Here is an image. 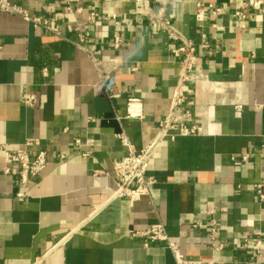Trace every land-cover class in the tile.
Returning <instances> with one entry per match:
<instances>
[{
  "label": "crops",
  "instance_id": "0c3cea01",
  "mask_svg": "<svg viewBox=\"0 0 264 264\" xmlns=\"http://www.w3.org/2000/svg\"><path fill=\"white\" fill-rule=\"evenodd\" d=\"M12 1L60 34L0 11V264H176L165 241L130 233L157 221L188 258L264 264L250 258L257 236L264 253V202L254 187L264 191V4ZM200 3L224 12L198 20ZM161 7L196 45L203 75L195 83L179 81L182 56L172 50L179 42L150 24L149 12ZM25 91L36 94L34 106L22 103ZM176 96L190 113L184 124L196 123L200 133L160 129ZM131 97L140 98L142 118L125 117ZM120 133L137 149L157 140L148 166L156 182L133 202L113 195V164L127 154ZM32 138L39 141L33 155L44 149L49 163L26 189L17 166L5 173L4 151Z\"/></svg>",
  "mask_w": 264,
  "mask_h": 264
},
{
  "label": "built area",
  "instance_id": "2783aa9c",
  "mask_svg": "<svg viewBox=\"0 0 264 264\" xmlns=\"http://www.w3.org/2000/svg\"><path fill=\"white\" fill-rule=\"evenodd\" d=\"M145 5L148 0H139ZM260 4H264V0H252L251 2H244V6H253L258 8ZM77 11H81L82 7L77 6ZM0 11L9 12L13 14H20L26 20L30 21L34 27L42 28L48 32L60 34L59 26L52 24L47 18L30 13L26 8L19 3L12 0H0ZM224 12V7L213 3L207 6L200 3L197 7L196 18L198 20H204L206 16L214 15L219 16ZM91 20L95 19V12H91L89 15ZM149 20L152 27L163 30L167 33L172 42H179L178 45L173 46L172 50L175 55L182 56L181 63L182 68L179 73L180 83L188 82L195 83L201 79L203 73L202 69L197 65V53L196 45L192 40L183 38L181 32L175 27L172 17L167 13L165 7L159 8L156 12H149ZM81 31V26L77 27ZM81 36V33H79ZM121 39L119 37L115 40V46H119ZM205 43L203 46H207ZM94 63L97 65V57L91 52ZM43 74L47 75L48 68L43 66ZM109 78L108 74H103L101 80L105 81ZM112 96L115 94H111ZM37 101V96L33 92L25 91L22 96V103L25 106H34ZM182 96H176L168 114L160 121V129L169 134H198L201 129L196 123L191 126H186L184 120L190 116V113L184 112L183 108L179 105L184 102ZM194 101L189 99L186 101L188 106L192 105ZM261 107V106H260ZM239 109V106L237 107ZM143 108L140 98L131 97L127 102V110L125 117L127 118H142ZM118 138L124 146L127 148V154L116 160L113 164L114 176L116 179V189L113 191L114 196H121L129 199L130 201L138 200L144 195L150 194L151 186L156 182L154 176L148 174L149 160L156 147L157 140L153 141L143 148L137 149L131 143L129 138L124 134H118ZM75 145L81 144V139L78 137L74 140ZM39 144L38 139L32 138L26 140L21 146L12 150L6 149L4 151V157L6 160L5 173L13 172L14 166H17L16 175L19 183L28 188L32 179L39 176L43 169L49 163L47 152L44 149H39L34 155L31 150V146ZM252 155V152L248 151L242 154L241 160L247 161ZM257 195L261 202H264V191L262 189L263 184H255ZM27 191L20 193L22 196H26ZM194 226H199L201 222L194 220ZM209 229V237L212 243L215 244L216 233L218 231V224L216 221H210L207 223ZM132 236H147L151 241H165L166 246L172 252L176 264H240V260H215V259H201V258H188L181 250L179 244L171 239L163 222L157 221L151 224L145 230H132ZM249 244L248 238H244L243 247H247ZM263 242L260 236L254 239V253L250 258H254L256 262H264ZM222 244H218L216 249H221Z\"/></svg>",
  "mask_w": 264,
  "mask_h": 264
}]
</instances>
